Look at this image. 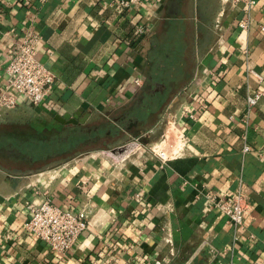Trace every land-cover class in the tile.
Returning <instances> with one entry per match:
<instances>
[{
	"label": "crops",
	"instance_id": "1",
	"mask_svg": "<svg viewBox=\"0 0 264 264\" xmlns=\"http://www.w3.org/2000/svg\"><path fill=\"white\" fill-rule=\"evenodd\" d=\"M116 1L0 0V94L27 31L54 75L0 107V264H264V0L247 31L226 0ZM239 191L243 229L206 196ZM43 199L87 223L64 253L25 228Z\"/></svg>",
	"mask_w": 264,
	"mask_h": 264
},
{
	"label": "built area",
	"instance_id": "2",
	"mask_svg": "<svg viewBox=\"0 0 264 264\" xmlns=\"http://www.w3.org/2000/svg\"><path fill=\"white\" fill-rule=\"evenodd\" d=\"M139 0H117L122 8H127ZM242 11L244 17L238 21V27L247 31L249 28L250 12L256 0H226ZM264 31V27H261ZM143 27L137 28L142 33ZM39 36L27 31L22 40L17 43L8 55L6 65V91L0 94V107L11 109L16 106V95H21L32 105L40 104L54 82L53 73L47 69L37 58V43ZM258 76V75H257ZM258 78H260L258 76ZM134 82L139 84L140 79ZM264 95V91L257 90L246 97L247 107L256 105ZM244 150H249L248 146ZM156 152V150H155ZM162 155V152H159ZM210 205L238 229L248 225L249 206L241 191L233 196L216 199L212 192L207 193ZM29 218L25 228L45 241L49 248L57 253L68 251L79 235L86 229L87 223L82 213L71 209L61 208L49 199L31 202L28 205ZM189 264V263H185Z\"/></svg>",
	"mask_w": 264,
	"mask_h": 264
},
{
	"label": "rangeland",
	"instance_id": "3",
	"mask_svg": "<svg viewBox=\"0 0 264 264\" xmlns=\"http://www.w3.org/2000/svg\"><path fill=\"white\" fill-rule=\"evenodd\" d=\"M28 116H30V115H26L25 117H28ZM14 117H15V116H14ZM14 117H13V118H14ZM29 118H30V117H29ZM170 136H171V137H174L175 134H174V133H171V134H169V137H170ZM176 137H177V135H176ZM129 142H131V141L129 140L127 143H129ZM125 144H126V143H125ZM121 146H123V145H121ZM134 147H135V146L131 147L130 150H131V149H134ZM115 148H118V147H115ZM174 149H176V147H175ZM114 150H115V149H114ZM155 150H156V152H158V153L161 152V151H160V150H161V146H159V147H158L157 149H155ZM116 151H117V149H116ZM170 152H172V151H170ZM168 155H169V153H168L167 155H165V156H168Z\"/></svg>",
	"mask_w": 264,
	"mask_h": 264
},
{
	"label": "trees",
	"instance_id": "4",
	"mask_svg": "<svg viewBox=\"0 0 264 264\" xmlns=\"http://www.w3.org/2000/svg\"><path fill=\"white\" fill-rule=\"evenodd\" d=\"M2 138H4V137H3V134L0 131V145H2V143L4 142Z\"/></svg>",
	"mask_w": 264,
	"mask_h": 264
}]
</instances>
